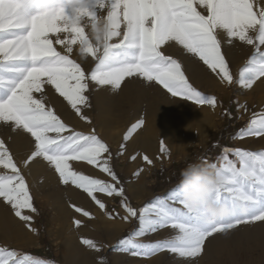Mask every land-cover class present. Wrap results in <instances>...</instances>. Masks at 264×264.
Returning a JSON list of instances; mask_svg holds the SVG:
<instances>
[{
    "label": "snow or ice",
    "instance_id": "6c2138e0",
    "mask_svg": "<svg viewBox=\"0 0 264 264\" xmlns=\"http://www.w3.org/2000/svg\"><path fill=\"white\" fill-rule=\"evenodd\" d=\"M93 25L105 30L99 41L93 39ZM236 42L251 49L238 78L226 58V46L235 47ZM74 49L81 59L95 61L90 71L73 58ZM171 49L198 58L226 86L252 89L257 82L264 84V0H0V125L9 134L7 140L0 138V204L29 232L38 235V209L24 170L37 162H44L60 184L80 190L109 219L136 220L133 232L119 241L120 249L133 257L166 252L181 264H195L210 238L227 236L241 225L264 224V151L226 148L219 164L202 158L219 178L207 202L190 204L180 185L140 208L129 202L110 146L88 115L90 96L103 86L117 92L126 78L135 77L147 87H162L173 98L216 108L217 97L190 82ZM52 90L89 131L77 130L62 118L49 98ZM237 106L248 111L246 104ZM143 125L138 120L133 127ZM16 136L30 144L19 161L9 147ZM239 136L264 138V111H253ZM160 145L161 152L168 151L164 141ZM124 149L122 144L120 155ZM142 159L153 164L147 155ZM87 166L105 178L86 174ZM107 198H120L124 214L109 210ZM208 203L222 205L227 214L213 217ZM69 206L81 217L94 218L82 206ZM83 223L73 219L77 229ZM166 228L173 235L144 239ZM80 243L97 253L103 247L84 237ZM0 264L55 262L4 244Z\"/></svg>",
    "mask_w": 264,
    "mask_h": 264
},
{
    "label": "rangeland",
    "instance_id": "374dc122",
    "mask_svg": "<svg viewBox=\"0 0 264 264\" xmlns=\"http://www.w3.org/2000/svg\"><path fill=\"white\" fill-rule=\"evenodd\" d=\"M244 48L243 56L248 59L251 54V49L248 46H244ZM170 51L175 53V55L181 59L183 64L186 63V60L188 59L186 56H181L176 49H171ZM73 58L77 59V62L81 63L82 67L89 71L95 66V61L92 60L91 57L81 59L78 52L74 53ZM230 70L233 76L237 77L234 67L231 64ZM188 78L198 90H201L205 94L216 96L219 105L214 108V111L212 112V108L198 106L187 100L188 106L194 108V112H196V116L193 119L191 117L190 120V137L188 138V143L182 142L183 140L178 139L173 145V149L175 150L172 152L167 148L168 145L166 142V148L170 152H161L160 142L164 141V139H162V136L159 133L155 137V148L149 153L141 154L132 151L129 152L130 154L123 153V155H120V147L124 142L125 135H127V128L132 122L127 121V119L123 121L121 120L122 122L120 120L117 121L118 125H116L119 126L118 130L123 129V132H125L124 135L118 139L117 144H115L113 140L105 138L102 131L98 129L100 120L102 118L104 119L103 115L98 112V106L100 104L99 98H95L94 92L90 96L92 108L88 110V115L93 120L97 132L99 134L101 133L100 136L102 139L110 146L114 157V170L122 181V186L126 190L129 202L136 208H140L146 203L154 200L156 197L164 196L173 188L178 187L180 185L181 170L191 162L201 163L202 158H207L209 162H216L219 164L221 161L218 158L223 154V150L226 148H243L256 152L264 151V138L254 137L255 140L256 138L257 140L256 143L251 146L246 142L247 140H244L247 139V137L243 138V141L245 142H241V138L239 137L240 129L247 125L252 112L264 111V88H259L260 86L254 87L260 85V82H257L252 89H242L239 86H226L221 84L215 75L209 77L207 80H200V82L199 80L191 79L189 76ZM239 90H246V95L251 96L247 112H245L242 107L237 106V102H239V105L243 106L240 101ZM226 113H231V115H227ZM210 115L212 116L211 123L213 124V130L204 137L203 130L207 129L208 125H206V120L203 118ZM62 118L69 121L77 130L87 132L85 130L87 124L84 123V121L82 123V121L77 119L74 115L70 114V116ZM182 138L184 139V136ZM198 144L199 146L197 147ZM187 145H189V149L187 148ZM191 147H193V149ZM166 152H168L167 154L169 157L166 164L163 163L161 165L150 166L148 164L146 165V162L142 159L144 155L149 156V158L150 155L165 156ZM133 156H136L135 160L132 159ZM14 157L17 159L15 154ZM137 172H139V175L135 174ZM86 174L94 175L93 173ZM101 178L105 177L102 175ZM42 179L43 178H40L38 180L41 185ZM60 187V190L65 192V186L60 184ZM50 190V184H45L42 185L39 195H33L34 205L38 209V214L34 217V225L38 229V235L27 230L26 233L17 236L15 235L8 244L9 246L38 255L49 261H54L55 264H73V262L67 258L68 252L62 242V238L70 236L80 229H77L74 226L73 219L81 218L83 219L84 224L98 234L100 237L99 244L103 245L102 250L98 253V264H141L142 262L149 261L150 257H133L129 253L123 252L119 247L120 239L133 232L137 227L136 220H130L128 222L120 219L111 220L105 216L103 212L90 201V199L85 200L87 201V204L83 203V201L79 206H82L85 210H90L93 214V219L81 217L78 213H72L70 216H65L64 214L57 212L47 201L45 194ZM82 195L85 196L83 193ZM119 199L120 198H107L106 203L109 210H114L123 215L124 210L119 204ZM144 239L147 241L156 240L154 235H149ZM33 241L36 243H33ZM21 242H23L22 245L20 244ZM0 245L4 244L0 243ZM89 251L90 249H83L84 253H88Z\"/></svg>",
    "mask_w": 264,
    "mask_h": 264
},
{
    "label": "bare ground",
    "instance_id": "6f19581e",
    "mask_svg": "<svg viewBox=\"0 0 264 264\" xmlns=\"http://www.w3.org/2000/svg\"><path fill=\"white\" fill-rule=\"evenodd\" d=\"M226 47L229 48L226 58L229 60V64L234 67L238 78L240 70L247 61V57L244 58L243 56L245 48L239 42L236 43L235 47ZM77 52L74 49V53ZM184 65L187 69L186 76L193 80H199L200 82V80H207L214 75L210 69H207L206 65L198 61V58L187 59ZM258 86H260L259 88H264L263 84L254 87ZM245 91L239 90V97L242 105L246 104L249 108L251 96L246 95ZM94 96L99 98L98 112L104 117V119L100 118L102 121L100 120L98 129L102 131L105 138L111 139L117 144L118 139L125 133L123 129L118 130L117 121L127 119V121L132 122L127 128L128 139H124L123 142V145H125L124 153L130 154L129 152L132 151L141 154L149 153L155 148V137L159 133L171 152L175 150L173 145L178 139L188 143L187 141L190 137L189 128H191L190 120L191 117L193 119L196 116V112H194V108L188 106L187 100L171 97L162 87H147L146 83H142L138 78L132 77L126 78L121 89L117 92L111 91L109 86H103L94 91ZM49 98L62 117L70 116L71 112L66 106V102L58 94H55L54 90L49 93ZM213 111L214 109L212 108ZM203 119L206 120V125H208V128L203 130V136L205 137L213 130L212 116L210 115ZM138 120H143L144 125L142 127H133ZM85 130L89 131L88 125ZM8 135V131L0 125V138L7 140ZM183 136L184 139L182 138ZM244 140H247L246 142L253 146L257 138L255 140L254 137H247ZM240 141L245 142L243 139H240ZM188 146L187 148L189 149ZM9 147L18 161L22 160L30 150V144L23 136H16L10 140ZM191 148L193 149V147ZM168 152L165 153V156L150 155L153 160V164L150 166L166 164L169 160ZM24 171L27 174L32 195H39L42 185L50 184L51 190L45 196L49 204L57 212L70 216L74 213V210L69 206L70 204L75 203L79 206L83 201V203L87 204L86 198H84L86 196H83L80 190L75 189L73 186L64 185L65 192H62L57 177L44 162H37L30 169H25ZM84 171L85 173H93L100 178L103 175L90 166L85 167ZM40 178H43L42 185L38 181ZM26 232L27 229L19 222L18 218H15L7 207L0 204V243L8 245L15 235ZM171 235H173V231L170 228H166L154 234V237L156 240H160ZM81 237L94 240L98 244L100 242L98 234L83 223L80 229L72 235L61 237L68 252L67 258L73 264H98L99 256L97 252L93 250L88 253L83 252L86 247L80 243ZM33 243L36 242L33 241ZM20 244L22 245L23 242ZM141 264H181V259L162 252L150 257L148 262L145 261ZM195 264H264V224L257 222L251 226L242 225L231 231L227 236L217 234L215 238H210L204 253L195 261Z\"/></svg>",
    "mask_w": 264,
    "mask_h": 264
},
{
    "label": "clouds",
    "instance_id": "9594fccd",
    "mask_svg": "<svg viewBox=\"0 0 264 264\" xmlns=\"http://www.w3.org/2000/svg\"><path fill=\"white\" fill-rule=\"evenodd\" d=\"M93 39L99 41L104 33V28L93 25ZM180 187L185 199L192 205L208 201V193L218 182V176L213 168L200 162H191L181 170ZM208 211L213 217L226 215V209L216 203L207 204Z\"/></svg>",
    "mask_w": 264,
    "mask_h": 264
}]
</instances>
